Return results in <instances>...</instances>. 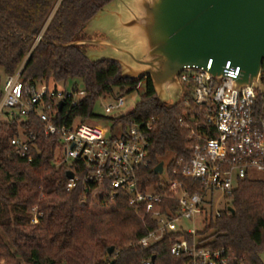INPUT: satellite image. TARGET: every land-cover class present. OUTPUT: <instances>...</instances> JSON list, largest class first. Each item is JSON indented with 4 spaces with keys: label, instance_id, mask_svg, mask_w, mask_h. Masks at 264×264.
Segmentation results:
<instances>
[{
    "label": "trees",
    "instance_id": "trees-1",
    "mask_svg": "<svg viewBox=\"0 0 264 264\" xmlns=\"http://www.w3.org/2000/svg\"><path fill=\"white\" fill-rule=\"evenodd\" d=\"M110 1L0 0V99L6 77L18 71L30 83L74 81L77 89L79 80L87 96L72 114L88 116L94 115L100 97L132 91L141 83L140 101L121 120L158 118L146 185L157 179L152 169L166 157L187 154L189 129L179 119L186 116L184 100L192 97L185 91L175 106L161 101L150 77L124 78L119 62L87 56V49L95 46L70 44L90 38L85 32L88 22ZM4 113L11 117L9 111ZM20 128L36 135L25 156L11 143ZM60 146L57 135L42 133L35 116L0 121V264H184V257L171 253L179 233L149 247L139 245L147 227L155 224L143 220L127 194L112 196L107 181L86 185L81 180L68 190L67 172L78 175V164H61L56 156ZM229 205L234 212L226 208L210 216L199 234L208 246L244 257L248 264H263L264 180H242ZM35 209L39 222L32 224ZM111 246L114 251L109 253Z\"/></svg>",
    "mask_w": 264,
    "mask_h": 264
},
{
    "label": "built area",
    "instance_id": "built-area-1",
    "mask_svg": "<svg viewBox=\"0 0 264 264\" xmlns=\"http://www.w3.org/2000/svg\"><path fill=\"white\" fill-rule=\"evenodd\" d=\"M212 65L210 59L206 67L179 73L182 96L190 91L192 97L184 100L186 116L179 119L189 129L187 154L173 157L167 167L164 161L161 173L153 168L157 179L146 185L158 118L121 120L130 113L123 111L127 101L134 100L135 106L140 101L141 83L132 91L100 97L96 106L101 103L105 115L94 109V115L73 116L87 96L84 87L69 91L48 81L25 82L18 71L5 79L0 113L9 111L22 119L35 116L45 136L60 138V163L71 168L78 164V175L70 170L74 177L68 179V190L81 180L86 185L107 181L112 196L127 194L143 220L155 224L147 227L139 245L149 247L167 234L179 233L171 253L184 257V264H248L244 257L208 246L199 232L210 216L228 208L242 180H261L252 173H264V64L260 88L254 82L237 85L241 70L231 61L221 76L210 73ZM35 139L33 132L20 128L11 143L25 156ZM38 222L35 209L31 223Z\"/></svg>",
    "mask_w": 264,
    "mask_h": 264
},
{
    "label": "water",
    "instance_id": "water-1",
    "mask_svg": "<svg viewBox=\"0 0 264 264\" xmlns=\"http://www.w3.org/2000/svg\"><path fill=\"white\" fill-rule=\"evenodd\" d=\"M85 32L90 38L70 44L95 46L87 56L119 62L124 78L150 77L159 99L173 106L183 92L179 73L206 67L210 59L211 74L223 75L231 61L240 66L237 85L254 82L261 87L264 0H112L91 18ZM163 167L161 161L155 172ZM73 177L68 171L67 178ZM228 209L234 212L232 206ZM113 251L111 246L109 253ZM259 257L264 264V251Z\"/></svg>",
    "mask_w": 264,
    "mask_h": 264
},
{
    "label": "rangeland",
    "instance_id": "rangeland-1",
    "mask_svg": "<svg viewBox=\"0 0 264 264\" xmlns=\"http://www.w3.org/2000/svg\"><path fill=\"white\" fill-rule=\"evenodd\" d=\"M78 82V85H79V88H81V81H77ZM50 83H51V86L52 87H57V88H59V89H61V88H63V87H67V89L69 90V91H72L73 89H74V81H69L66 85L64 84V83H62V82H54V81H52V80H50ZM144 91V89H142V88H140V95H141V93ZM139 98V97H138ZM1 100V99H0ZM136 101H137V98H136ZM135 109V102H134V100H132V99H130V100H128L127 101V103H126V106L124 107V109H123V111L124 112H132L133 110ZM95 111L98 113V114H103V115H105V111H104V107H103V105L101 104V103H98L97 104V106H96V108H95ZM10 114V113H9ZM14 118V116H12L11 115V117H8V115L6 114V113H0V121H10V120H12ZM59 155V152L57 151L56 152V156H58ZM169 156L168 157H166L164 160H165V163H166V167H167V165H168V162H169ZM252 176L253 177H256V178H259V179H261V180H264V173L263 172H253L252 173ZM163 177V179L165 178L166 179V172L164 173V175L162 176ZM202 226L201 225H197V228H201ZM202 232V231H201ZM200 232V233H201ZM0 233H1V229H0ZM201 236H203L202 234H201ZM14 250V249H13Z\"/></svg>",
    "mask_w": 264,
    "mask_h": 264
}]
</instances>
